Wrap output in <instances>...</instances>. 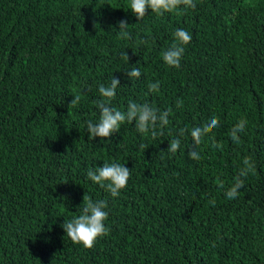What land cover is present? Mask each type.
Masks as SVG:
<instances>
[{
    "label": "trees",
    "instance_id": "1",
    "mask_svg": "<svg viewBox=\"0 0 264 264\" xmlns=\"http://www.w3.org/2000/svg\"><path fill=\"white\" fill-rule=\"evenodd\" d=\"M193 2L138 21L129 0H0V264H264V0ZM177 28L192 40L174 68L162 56ZM113 76V106L148 103L169 123L88 139ZM213 115L189 155L192 125ZM245 160L244 188L227 199ZM114 162L130 170L115 198L86 175ZM89 198L109 215L86 248L61 225Z\"/></svg>",
    "mask_w": 264,
    "mask_h": 264
},
{
    "label": "clouds",
    "instance_id": "2",
    "mask_svg": "<svg viewBox=\"0 0 264 264\" xmlns=\"http://www.w3.org/2000/svg\"><path fill=\"white\" fill-rule=\"evenodd\" d=\"M183 4L185 7H195L193 0H129L128 8L136 19L142 20L148 10L151 12L162 14L165 11H171ZM118 30L122 37L130 36L128 31L127 20L121 19L117 21ZM173 43L164 50L163 61L174 68L181 66V60L185 52L184 45L192 40V35L184 28H177L173 33ZM139 67H132L127 76L130 79H139L141 76ZM120 79L113 76L110 83L100 84L97 88L98 99L95 101V107L98 111L96 119H87L85 121V130L88 139L94 140L97 137H111L113 133L119 131L121 124L124 122L135 123L138 133H147L151 128L164 127L169 123L170 110L160 111L158 108L148 103H136L130 101L125 110H118L113 106L112 101L116 97ZM151 92L159 91V81L148 85ZM79 102V97L71 100L72 104ZM219 121L215 115L204 120L195 122L190 131L193 135L192 143L188 146L189 155H200L197 142L202 138V134L209 128H215ZM247 125L246 120H239L231 130V139L239 142V133L244 132ZM155 135V133H153ZM180 139H172L168 145L169 153H176L180 148ZM248 160L244 161V167L240 168L234 178V182L225 192L227 199L237 198L239 191L244 188V179L249 172ZM87 178L94 184H98L102 188H107L111 197L115 198L120 195V191L126 187L130 177V170L125 164L118 162L103 163L102 166L90 168L87 171ZM107 201L88 199L86 206L83 208L82 214L72 217L70 220L64 221L61 227L64 229L68 237L73 242L81 243L86 248L94 246L96 240L106 234L105 221L108 218Z\"/></svg>",
    "mask_w": 264,
    "mask_h": 264
}]
</instances>
